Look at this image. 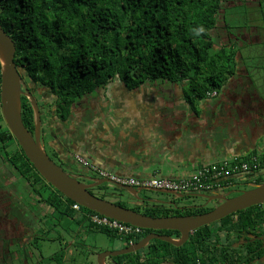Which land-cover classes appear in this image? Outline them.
Returning a JSON list of instances; mask_svg holds the SVG:
<instances>
[{
  "label": "trees",
  "instance_id": "1",
  "mask_svg": "<svg viewBox=\"0 0 264 264\" xmlns=\"http://www.w3.org/2000/svg\"><path fill=\"white\" fill-rule=\"evenodd\" d=\"M225 1L0 0V23L16 43L15 62L28 89L35 98L41 89L49 93L53 101L47 102V109L63 122L70 120L74 108L85 96L106 88L116 78H120L128 90L157 80L183 84L185 100L198 112L200 101L213 93L220 94L238 74L241 63L246 68L247 56L243 54L246 35L238 34L245 29L236 30L233 26V8L224 6ZM245 1L264 22L263 0H258L257 4ZM221 24L229 32L224 42H218L217 38L222 36L216 35ZM252 29L263 28L250 26L246 31ZM258 33L263 39L250 45L264 44L263 32ZM252 51L250 62L256 60ZM256 61L254 66L264 68V55ZM262 92L264 94V90ZM40 109L43 118L44 106ZM0 118H3L1 110ZM22 118L34 134V111L26 96L22 97ZM0 143L3 161L26 177L32 190L56 210L59 219L71 217L79 224L86 222L81 218L83 213L72 208V200L56 189V194L51 192L53 186L37 172L7 125L4 127L1 123ZM116 203L153 217L193 214L192 209L181 211L137 203L130 207L124 201ZM83 211L96 213L86 208ZM263 218L264 212L253 213L247 209L220 221L218 232L212 230L211 225L200 228L182 247L153 240L140 252L110 259L116 264H161L167 259H173L176 264H250L259 256L250 258L254 246L250 247V243L240 249H232V246L244 234L254 231ZM89 228L123 238L124 247L155 233L147 229L139 235L121 237L92 223ZM223 231L232 232L234 239L221 238ZM161 233L180 238L178 231ZM255 246L259 244L256 242ZM63 256V253L57 254L46 260L66 264Z\"/></svg>",
  "mask_w": 264,
  "mask_h": 264
},
{
  "label": "crops",
  "instance_id": "2",
  "mask_svg": "<svg viewBox=\"0 0 264 264\" xmlns=\"http://www.w3.org/2000/svg\"><path fill=\"white\" fill-rule=\"evenodd\" d=\"M242 80L228 83L220 94L200 101L198 112L194 111L185 100L183 86L179 88L174 84L175 89H178L177 94L172 93L171 90L160 93L158 89L159 92L156 94L132 95L124 87L126 93L112 96H115L119 103L115 107L118 110L117 114L120 115L118 119L124 125V130L130 129L129 141L126 138L125 144L115 145L104 138L97 141V146L95 143H90L87 138L79 136L75 155L81 156V153L92 155L104 164L108 163L124 170L122 172L127 174H121L122 176L135 178L157 176L159 161L175 162V165L196 163L200 169L204 165L219 163L238 156H250L251 134L255 128L264 127V114L250 118L251 108H253L250 88L248 89V85ZM112 96L104 97L108 100L114 99ZM230 96L235 97L237 104L234 107L235 111L225 107L227 98ZM200 107L202 109L199 111ZM72 117H75V114H72ZM124 133L126 135V131ZM262 136L260 135L258 140ZM52 143L58 148L56 142ZM57 150H60V147ZM218 158H224V160L210 162ZM142 170L147 172L155 170V173L150 176L144 174ZM135 171H141L142 174L133 176L132 173ZM220 228L221 225H218L215 232H218ZM231 235H233L232 232L223 231L221 238L234 239ZM234 247L242 248L237 242ZM162 264L176 263L173 259H167Z\"/></svg>",
  "mask_w": 264,
  "mask_h": 264
},
{
  "label": "rangeland",
  "instance_id": "3",
  "mask_svg": "<svg viewBox=\"0 0 264 264\" xmlns=\"http://www.w3.org/2000/svg\"><path fill=\"white\" fill-rule=\"evenodd\" d=\"M229 2H234L232 4L233 8V16L232 22L233 26L237 29H245L243 32L245 33L246 40L244 43H246L243 48V54L247 56V62L246 64V70H247V76L249 79L251 78L252 83V90H250V95L252 96L256 90L264 96L262 90H264V68L260 69L256 66H254V63L258 62V60L261 55H264V44H256V45H250V42H248V38L250 37L248 35V32L246 30L250 29V26L253 27H264L263 18L259 16L254 11V8H250V5H247L245 0H229ZM250 10L252 13H250ZM223 34L222 38L218 37V42H224L228 39L225 36V31L222 29H219L216 31V35ZM231 37L233 36L232 33H230ZM259 38H251V40L256 41ZM263 39V38H262ZM248 44V45H247ZM253 50L251 53L254 54L255 61L250 62V51ZM260 53V54H259ZM243 63L240 64L239 74L231 79L229 83H235L236 80L241 81V76H244L245 73H242L243 71ZM242 70V71H241ZM262 77V78H261ZM249 83V82H248ZM263 83V84H262ZM181 88L183 84H176ZM250 85V83H249ZM124 85L122 84L120 78H116L113 82L109 83L106 89H100L99 92H95L93 94L85 96L80 104L76 106V108L73 110V114H75V117L70 118L67 122L61 121L60 118H58L56 115H51L48 111V103H52L53 97L49 95L46 91L41 89V92L36 96V100L38 101L40 106H44L43 109V130L45 132V137L47 139V142L50 144L52 142H56V146L59 148L60 143L62 145L66 144L68 147L67 154L70 158L68 161L72 165L79 164L77 161V158L73 157L75 156V150H76V143L78 142L77 138L79 136L83 138H87V140L90 141V143H95L98 146L97 141L100 139H108L107 141L111 144L119 145L125 144V139L127 138V141H129V130H124V125L121 123V121L118 119V116H120L118 113V110L115 109L119 103L116 100L115 96H118L120 93H126L124 90ZM127 89V88H126ZM160 93L165 92V90H171L172 93L177 94V90L175 89V85L172 82L169 81H162L157 80L154 82H149L141 86L140 88L136 90H128L127 92L132 94H156L158 91ZM175 89V91H173ZM100 95H99V94ZM118 93V94H117ZM98 96V97H96ZM114 97V99H105V97ZM48 102V103H47ZM201 102V106H202ZM202 109L201 107L199 108ZM246 109V108H243ZM250 118H253L254 116V110L251 108ZM2 114V113H1ZM3 118H0V123L5 127V122ZM121 131V132H120ZM126 131V135L124 133ZM1 144V143H0ZM117 147V146H116ZM48 149H50V145L48 144ZM1 151V150H0ZM81 157L87 161L88 164L97 166L99 168L107 170L112 175L122 176L121 174H127L126 172H122L124 170L118 169L114 165H109L108 163L104 164L103 162L99 161L96 157L94 158L92 155H85L84 153H81ZM50 156V155H49ZM72 157V158H71ZM4 158L0 154V171L1 172H7L11 171V166L7 165L3 162ZM75 159V160H74ZM224 160V158H218L215 160H212L210 162H217ZM228 160V159H227ZM232 160V159H230ZM5 161V160H4ZM175 162H169V161H159L157 164V173L156 175L158 177H173V178H183V177H192L197 174L199 165L196 163L191 164H181V165H175ZM80 165V164H79ZM65 167V166H63ZM81 167H83L81 165ZM85 171V169H82ZM144 174L147 175H153L155 173V170L146 171L142 170ZM15 172V170H14ZM13 172L12 179H17L15 183L21 184L25 183L24 186L17 185V194L19 197V201L24 203H30L34 200L32 199L31 195V188L32 186L29 185L30 183L28 180L22 178L20 175ZM11 174V172H9ZM139 174H142L141 171H135L132 173L133 176H137ZM15 185V184H14ZM103 189L106 190L103 194L99 196L97 192H95V196H98L103 199L112 201V202H118V201H124L127 204H132V199L128 200L125 198H121L120 196L117 197L116 194L121 193L122 191L118 188L114 187L111 184H104ZM121 191V192H120ZM185 193L184 198H177L174 195H169L165 193L156 192L153 190H143L140 195L143 198H150V199H159L163 201L173 202L174 204H191V203H200L202 202V198L194 197V196H188ZM30 201V202H29ZM23 209H32L30 206H26ZM42 209H53L49 206H43ZM145 211V209H142ZM144 214V213H143ZM41 223L45 228H48L50 226L56 228V237H58L57 243H55V247L51 245H47V242L43 244L44 248L42 251L39 252L40 255H44L46 258L49 257L51 252L58 250L64 243L67 241H71L74 243V247L72 248V252L70 254H74L73 257L70 255L67 258L66 264H98V254L104 251H116L123 249L124 245L126 244V241L123 238H115L113 236H109L106 233L94 231L91 230L88 226V223H72L62 218L59 219L58 217H55L54 219L50 220L48 218L41 217ZM221 222H219L216 225H211L212 230H216L218 225ZM39 230H42L40 228ZM55 237V235H53ZM60 237V240H59ZM61 244V245H60ZM5 250H7L5 248ZM37 252V251H36ZM87 260H89L87 262ZM51 260H48L46 264H51ZM0 264H5V262H0ZM16 264H21L20 262L16 261ZM53 264V263H52Z\"/></svg>",
  "mask_w": 264,
  "mask_h": 264
},
{
  "label": "water",
  "instance_id": "4",
  "mask_svg": "<svg viewBox=\"0 0 264 264\" xmlns=\"http://www.w3.org/2000/svg\"><path fill=\"white\" fill-rule=\"evenodd\" d=\"M16 43L13 38L4 30L0 23V77L2 89L1 113L4 122L15 137L25 156L45 181L63 194L66 198L81 205L83 208L94 211L100 215L118 220L143 230L155 231H178L180 238H173L169 235L151 233L141 241L131 243L130 246L116 251H104L98 254V264H107L108 257H119L144 250L153 240L168 242L176 247L184 246L191 236L200 228L210 226L223 219L249 209L250 207L264 203V183L241 194L225 198L221 196L194 195L207 198L209 201L222 199L223 202L212 210L194 215L153 217L138 212L132 208L124 207L112 201L95 196L90 190L111 184L122 192L120 195H127L129 198L155 205H174L173 202L159 199L143 198L140 193L149 188H135L116 183L110 178L90 177L92 183H84L75 176L66 172L48 154L42 139V113L34 95L28 89L15 62ZM26 96L34 111L35 131L32 134L23 122L22 118V97ZM156 192L174 195L177 198H184L185 194L166 190L151 189ZM159 207V206H156Z\"/></svg>",
  "mask_w": 264,
  "mask_h": 264
},
{
  "label": "flooded vegetation",
  "instance_id": "5",
  "mask_svg": "<svg viewBox=\"0 0 264 264\" xmlns=\"http://www.w3.org/2000/svg\"><path fill=\"white\" fill-rule=\"evenodd\" d=\"M248 1L253 2L254 4L258 3V0H248ZM232 4H234V2H229V0H226L224 6L228 7V6H232ZM220 29L225 31V36L228 39L229 32L225 28V25L221 24ZM260 30L264 34V27L263 29H252L250 32H248V35L250 34V37L248 38V42H259L262 39L260 37V33H258L260 32ZM242 32L243 31L238 32V34H241ZM220 35L221 34H218V36ZM221 36H223V34ZM246 37L244 40H246ZM257 37L260 40L259 39L256 41L251 40V38H257ZM242 73H245L244 76H241L242 79L244 78L242 82L246 83L248 85V89L250 88V90H252L253 85L251 83V78L249 79V77L246 74L247 70L244 68ZM248 82L250 83V85ZM234 99H235L234 96H230L227 98L225 104L226 109H230V110L233 109L235 111L234 107L237 104H236V100ZM250 99L252 100L254 115L264 114V97L262 96V93L256 90V92H254L252 96L250 95ZM223 121L224 122L226 121L225 118H223ZM42 130H43V122H42ZM260 135L263 136L260 138V140H258ZM251 136H252V140H250V156H246V157L238 156L236 158H233L232 160L228 159V161L237 165L246 163L247 169L245 171H237L232 175H230L229 177H227L226 179H223V181L220 184V187L217 189H214L210 192L194 193V195H208L210 197L217 195L225 198H232L241 194L244 191L251 190L254 187L264 183V127L258 129L255 128V131L251 134ZM42 139L48 154L60 167H62L69 174L78 178L80 181L88 184L92 183L91 180H89V178L96 177V175L92 174L88 168L81 167V165L79 164L75 166L69 163L68 160L70 158L67 156L68 154L66 150L68 149L67 148L68 146L66 144L62 145L60 143V150H57L58 148L53 146V143L50 144L49 142H47L44 130L42 131ZM48 144L50 145V149H48ZM82 169H85V171ZM9 172H11V174ZM13 172L14 169L12 168V166H11V171H7V172L0 171V262L3 261L5 262V264H16V261L20 262L21 264H46L48 262L46 260L47 258L44 255H40L39 252L44 249L42 247L45 242H47V245H51L55 247V243H57L58 237H56L55 227L50 226L48 228H45L42 225L41 217H44L43 220H45V218L52 220L55 217L59 218V214L56 212V210L53 207H52L53 209H42L43 206H46V203L42 201L41 196L36 191H33L32 188H31L32 190L31 195L34 201L33 202L29 201L30 203L26 202L22 204L19 201V197L17 194V185H19L20 187L21 186L25 187V183H22V185L15 183L17 179L11 178L14 175ZM14 173L19 175V173L17 172ZM21 177L26 179V177L24 176ZM28 184L30 185V183ZM51 189H52L51 192L56 194L55 188L51 187ZM90 191L93 194L97 192L98 195L101 196V195H105L103 193L106 190H104L99 186L96 188H92ZM43 194L45 196V189L43 190ZM116 195L117 197L120 196L121 198L130 200L129 196L127 195L125 196L120 195V193ZM194 197H199V196H194ZM199 198H202L203 200L200 203H191V204L177 203L174 205H165V206L155 205V204L153 205L159 207H168V208L174 207L181 211H185V209H192L193 214L191 215H194V214H202L208 212L223 202L222 199L209 201L207 198L204 197H199ZM132 201H133L132 204H128L130 207L136 206L135 203L140 205L148 204V203L146 204V202H140L133 199ZM64 202L67 203V201L65 200ZM26 206H30L32 209H23ZM67 206L70 207L68 203ZM249 209L250 212L253 213L264 212V203L250 207ZM87 214H91V213H87ZM159 217H164V216L160 215ZM81 218L85 219L86 222L84 223H88L89 226V223H91L89 218L84 214L83 216H81ZM234 218L238 219V216H235ZM65 220L79 224L76 218L74 219L71 217H65ZM40 228H42V230H39ZM161 232L163 231L162 230L155 231V233L157 234L165 235L164 233ZM53 235H55V237H53ZM256 242L257 244H259V247L255 246ZM249 243H250V247L254 246L255 248L254 251L250 253L251 256L250 258L255 257L257 254L259 255L258 257H255L256 259L250 262V264H264V218L261 221H259L254 231L250 230V234L244 235L241 239L237 240V244H239L241 247L243 246L246 247V244ZM235 245L232 246V249L235 248L234 247ZM73 247H74V243L71 241H67L58 250L51 252L49 257L63 253L64 261L66 263L68 256L70 255L71 257H73L74 255V254H70L72 252ZM5 248L7 250H5ZM261 252L263 253L259 254ZM51 261H52L51 264L52 263L56 264L55 261L54 262L53 260ZM88 261L89 260H87V262ZM106 263L116 264L113 260L110 259V257L106 259Z\"/></svg>",
  "mask_w": 264,
  "mask_h": 264
},
{
  "label": "built area",
  "instance_id": "6",
  "mask_svg": "<svg viewBox=\"0 0 264 264\" xmlns=\"http://www.w3.org/2000/svg\"><path fill=\"white\" fill-rule=\"evenodd\" d=\"M2 89L0 81V110L2 107ZM217 93H213L210 96H215ZM77 162L85 168H88L92 174L98 178H110L112 181L132 186L135 188H149L156 190H166L176 193H199L210 192L220 187L223 179H226L237 171H245L247 164L241 165L234 164L228 160L221 161L219 163H213L202 166L196 175L192 177L184 178H167V177H151V178H135L125 177L110 174L107 170L93 166L87 163L80 155L76 156ZM72 208L79 213L86 215L90 222L94 225L110 229L111 231L119 234L121 237H131L143 233V229L135 227L126 223H122L118 220L111 219L109 217L100 215L98 213L87 214L83 211V207L77 203L72 204ZM134 243V242H131ZM198 264H202L199 262Z\"/></svg>",
  "mask_w": 264,
  "mask_h": 264
}]
</instances>
